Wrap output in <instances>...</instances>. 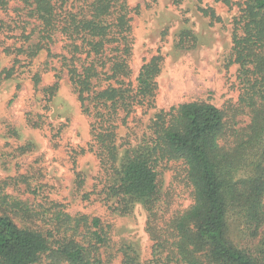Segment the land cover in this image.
<instances>
[{
  "label": "trees",
  "instance_id": "1",
  "mask_svg": "<svg viewBox=\"0 0 264 264\" xmlns=\"http://www.w3.org/2000/svg\"><path fill=\"white\" fill-rule=\"evenodd\" d=\"M20 1L40 22L44 39L52 42L60 32L69 40L68 73L93 116L95 151L108 178L105 193L119 199L118 210L131 202L144 205L155 246L168 252L169 263L264 264V0H244L236 20L239 106L227 111L194 101L159 110L141 142L135 147L128 143L121 159L120 113L139 105L155 107L162 61L155 56L145 63L135 86L127 79L131 19L125 0H85L78 11L68 9V0ZM8 2L0 0V9ZM41 48L35 45L30 54ZM83 54L79 66L76 60L83 61ZM240 115L249 121L240 125ZM170 160L182 161L194 202L164 227L159 167ZM12 206L30 211L21 203ZM37 216L50 225L47 233L21 228L0 214V264L101 262L97 256L109 235L99 219L88 221L55 207ZM126 256L125 264H133Z\"/></svg>",
  "mask_w": 264,
  "mask_h": 264
},
{
  "label": "rangeland",
  "instance_id": "2",
  "mask_svg": "<svg viewBox=\"0 0 264 264\" xmlns=\"http://www.w3.org/2000/svg\"><path fill=\"white\" fill-rule=\"evenodd\" d=\"M84 1L68 0V9L78 11ZM125 2L131 19L127 79L135 86L145 63L155 56L162 61L155 107L139 105L120 113L119 159L128 143L135 147L141 142L159 110L198 101L231 111L239 106L241 94L233 47L244 0ZM37 44L42 48L31 55ZM68 44L60 32L52 42L44 39L40 22L20 0H9L0 9V214L21 228L44 233L50 225L37 216L44 208L55 207L88 221L97 218L109 235L98 253L99 264H125L127 254L133 264H180L169 263L168 252L155 246L149 212L142 203L118 210L119 199L105 193L108 178L95 151L94 119L83 107L68 73L70 62L64 58H71ZM79 56L83 61L76 64L81 66L86 55ZM239 119L240 125L249 121L246 115ZM159 175L164 216L160 225L166 227L194 200L182 161H164ZM15 202L30 211L12 208ZM80 229L85 232L86 224Z\"/></svg>",
  "mask_w": 264,
  "mask_h": 264
}]
</instances>
